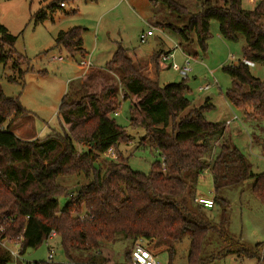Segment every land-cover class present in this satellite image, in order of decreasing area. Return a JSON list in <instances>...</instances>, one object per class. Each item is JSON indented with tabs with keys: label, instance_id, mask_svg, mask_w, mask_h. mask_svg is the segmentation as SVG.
<instances>
[{
	"label": "trees",
	"instance_id": "16d2710c",
	"mask_svg": "<svg viewBox=\"0 0 264 264\" xmlns=\"http://www.w3.org/2000/svg\"><path fill=\"white\" fill-rule=\"evenodd\" d=\"M158 1L181 18L189 17L182 28L163 25L183 40L189 41L195 34L206 49L210 24L216 21L226 41L236 43L245 38L244 59L264 64V0L251 10L244 8L243 0H221L222 5L206 2L195 15L174 0H152ZM62 4L65 7L64 1ZM83 32L81 28L60 32L56 47L72 57L85 55ZM15 41L0 23V64L16 58ZM157 57L153 58L155 65ZM22 60L16 58L15 65L19 67ZM224 71L232 79L226 92L230 104L247 117L264 120V82L253 77L242 62ZM80 85L79 99L70 100L67 94L60 103L61 131L30 141L18 138L13 131L26 115L19 98L7 97L0 90V225L6 228L7 237L20 243L22 260L18 264H56L23 259L53 232L66 255L63 264H111L103 258V246L121 238L131 245L127 264L132 263L137 242L166 247L169 264H173L175 246L186 237L191 241L188 264H208L213 258L203 257V252L212 232L219 233L228 252L259 257L258 248L249 250L226 233L228 203L218 194L253 179V194L264 204V173L254 174L248 157L226 139V124L205 119L212 108L208 101L182 117L192 105L187 79L161 86L119 46L106 67L89 70ZM124 101L131 103V125L145 130L140 145L161 156L149 174L134 171L129 157L119 150L133 140L113 118ZM76 143L88 147V153H80ZM112 148L118 160H102ZM205 172L213 180L214 207L222 209L219 225L212 224L206 208L197 201L196 186ZM77 176L87 183L77 182L70 188L58 184L60 177ZM76 187L81 190L69 195ZM64 195L70 201L60 209L58 199ZM14 263L0 245V264Z\"/></svg>",
	"mask_w": 264,
	"mask_h": 264
},
{
	"label": "rangeland",
	"instance_id": "374dc122",
	"mask_svg": "<svg viewBox=\"0 0 264 264\" xmlns=\"http://www.w3.org/2000/svg\"><path fill=\"white\" fill-rule=\"evenodd\" d=\"M62 1L65 2V7L61 6ZM174 1L187 7L190 15L199 13L206 2L222 5L221 0ZM243 4L245 9L252 8L249 0H243ZM188 21L189 17L181 18L177 13L170 12L162 1L153 3L152 0H0V23L16 37L13 50L16 58L23 59L19 67L15 65L16 58L7 64H0V90L7 97L19 98L26 110V115L18 126L27 131L28 137L36 136L37 139L43 140L61 131L60 103L67 94L70 100L81 97L80 84L87 68L88 72L91 69H104L118 47L122 46L128 50L132 59L135 55L141 56L139 64L145 67V75L149 79L157 80L161 86L178 83L184 78L177 72L167 69L171 61L161 65V54L166 52L159 53L161 50L174 49L177 45L180 48L172 52L176 63L182 66L188 56L191 58L192 69L187 78L192 105L182 113V117L192 109L203 107L207 101L212 105L205 113L208 122L226 124L237 116L238 120L232 122L225 137L248 157L252 172L262 174L264 120L247 117L244 112L234 108L226 98V92L232 87V79L224 68L237 66L243 61L246 40L242 36L236 43L226 41L219 33V23L212 21L211 35L206 42V49H203L195 34L190 36L189 41H185L170 28L163 27L171 24L182 28ZM74 28H81L84 31L85 55L72 57L56 47L59 33ZM152 29L155 35L142 44L141 34ZM156 54L158 67L153 61ZM53 57H62L63 61L53 62ZM147 62L153 66L150 74L147 72ZM250 73L264 82V64H256L250 68ZM81 77L82 79H79ZM206 86H210V90L200 91ZM130 108V101H124L120 110L113 116L117 124L133 139L130 145H122L119 150L124 157H129V165L134 171L149 174L152 164L161 161V156L156 150L140 145L145 130L131 125ZM75 146L80 153L89 151L88 147L81 144L76 143ZM105 158L102 157V160ZM77 182L86 184L87 180L83 176L58 178V184L65 188L73 187ZM253 184V179L247 180L223 189L218 197L228 203L225 222L228 236L249 250L258 248L259 257L247 258L228 252L229 248L223 238L219 233L212 232L203 252V257L213 258L208 264H264V204L254 196ZM196 190L197 200L216 197L209 172L202 175ZM58 200L60 209H63L70 198L64 195ZM221 210L218 205L213 209H206L213 225L221 223ZM190 243V238L186 237L183 242L176 244L173 264H188ZM143 245L156 256L158 264H169L170 255L166 247L157 246L155 243ZM130 247V242L123 238L116 243H105L102 249L103 258L109 260L111 264H127L126 253ZM52 250L54 258L48 261L49 252ZM23 259L30 263L67 262L58 238L48 240L38 250H29Z\"/></svg>",
	"mask_w": 264,
	"mask_h": 264
},
{
	"label": "built area",
	"instance_id": "2783aa9c",
	"mask_svg": "<svg viewBox=\"0 0 264 264\" xmlns=\"http://www.w3.org/2000/svg\"><path fill=\"white\" fill-rule=\"evenodd\" d=\"M252 2H258L260 0H251ZM64 7V4L61 5ZM154 34V29L149 30L147 32H143L140 36V41L142 44H145L149 38L153 37ZM174 49H171V51L166 52L165 54H161V59L160 63L168 62L171 61L172 63L167 67V69H171L175 72H177L181 77L184 79H187L190 74L192 73L191 69V58L187 56L184 64L182 66L178 65L175 61V55L172 53L173 50L179 49L180 47L175 45ZM53 62L59 63L63 61L62 57H53L52 58ZM242 63L249 67L252 68L256 64L250 60L243 59ZM210 90V86H206L204 88H201L200 91H208ZM237 119V118H235ZM234 119V120H235ZM230 123L226 124L227 126ZM105 157L109 160L112 161H117L118 157L115 152V150L109 149L108 152L106 153ZM198 204L201 205L202 207L206 209H213L214 208V200L213 199H208V198H200L197 200ZM6 228L2 225H0V245L5 248L14 258L15 263L18 264L19 260H22L21 257V246L20 243L14 242L11 240L9 237L6 236ZM56 238V233L53 232L49 237L48 240ZM54 258V250L49 252V259L48 261H52ZM131 264H158L156 260V256L149 251L143 244L142 242H137L134 246L133 253H132V263Z\"/></svg>",
	"mask_w": 264,
	"mask_h": 264
},
{
	"label": "crops",
	"instance_id": "0c3cea01",
	"mask_svg": "<svg viewBox=\"0 0 264 264\" xmlns=\"http://www.w3.org/2000/svg\"><path fill=\"white\" fill-rule=\"evenodd\" d=\"M257 2H252L251 0H249V4L252 6V8L251 9H253L254 8V6H255V4H256ZM243 6H244V4H243ZM251 9H248V10H251ZM169 51H171L170 49L167 51V50H161V51H159V53H161V52H169ZM152 57H153V55H152ZM135 58V59H134ZM133 59L135 60L134 62L136 63H140V61H139V58H141V56H137V55H135V57H134ZM59 63H61V62H59ZM136 63V64H137ZM147 72L150 74L151 73V71H152V69H153V66L151 65V63H149V62H147ZM88 69L89 68H87V71H85V74H84V76L87 74V72H88ZM163 70V69H162ZM161 70V71H162ZM160 71V72H161ZM160 72H159V74L158 75H160ZM79 79H82V77L81 78H79ZM235 118H237V119H235ZM238 120V117L237 116H235L234 118H233V120L232 121H228L226 124H228V123H230L229 125H228V127L230 128V126L232 125V122H234L235 120ZM14 133L16 134V136L18 137V138H20V139H22V140H25V141H30V140H35V139H37L36 138V136H34V137H28L27 136V131L25 130V129H23V128H20L18 125L14 128ZM145 246V245H144ZM146 247V246H145ZM149 250V249H148ZM150 251V250H149Z\"/></svg>",
	"mask_w": 264,
	"mask_h": 264
},
{
	"label": "water",
	"instance_id": "95a60500",
	"mask_svg": "<svg viewBox=\"0 0 264 264\" xmlns=\"http://www.w3.org/2000/svg\"><path fill=\"white\" fill-rule=\"evenodd\" d=\"M80 190H81V187L73 188V189L69 190V195L76 194V193H78Z\"/></svg>",
	"mask_w": 264,
	"mask_h": 264
}]
</instances>
